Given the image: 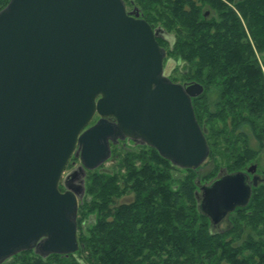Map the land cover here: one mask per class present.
<instances>
[{"label": "water", "instance_id": "1", "mask_svg": "<svg viewBox=\"0 0 264 264\" xmlns=\"http://www.w3.org/2000/svg\"><path fill=\"white\" fill-rule=\"evenodd\" d=\"M168 36L124 0H10L0 10V263L27 250L78 251L87 171L120 140L184 169L207 160L192 102L205 87L170 78L158 40ZM72 156L80 163L64 174ZM257 169L200 185L199 209L212 224L249 204L264 183Z\"/></svg>", "mask_w": 264, "mask_h": 264}, {"label": "trees", "instance_id": "2", "mask_svg": "<svg viewBox=\"0 0 264 264\" xmlns=\"http://www.w3.org/2000/svg\"><path fill=\"white\" fill-rule=\"evenodd\" d=\"M9 1L0 0V10ZM124 1L174 35L171 46L159 41L166 57L183 63L171 79L205 87L192 102L210 146L206 168H180L133 140L112 144V169L87 171L78 251L43 257L27 250L0 264H264V183L230 214L223 232L213 229L196 194L220 172L256 162L250 135L264 146V0H227L230 6L225 0ZM164 5L167 20L158 22ZM210 89L214 101L207 98ZM242 220L255 231L234 245V232H244Z\"/></svg>", "mask_w": 264, "mask_h": 264}, {"label": "rangeland", "instance_id": "3", "mask_svg": "<svg viewBox=\"0 0 264 264\" xmlns=\"http://www.w3.org/2000/svg\"><path fill=\"white\" fill-rule=\"evenodd\" d=\"M226 3L230 6L232 5L230 2H228L227 0H225ZM165 7V8H164ZM164 7H158V10H160V14L159 16L156 18L154 17V20H158V22L160 20H167L166 19V16L165 14L167 12H169L170 8L167 6V5H164ZM206 10V8L204 9ZM216 15V13H215ZM173 20H177V19H173ZM161 22V21H160ZM165 46H167V44H165ZM167 60H171L169 59V57H166L165 58V62H167ZM185 70V69H184ZM180 72H183V63L181 65H178L175 67V69L173 70V72L171 71V74H176V75H179ZM171 78V76H170ZM176 82H183V80L181 81H176ZM188 82V81H187ZM205 92V90H204ZM203 94V93H202ZM207 96V95H206ZM208 96L207 97L208 99H210L211 101H214L213 99L216 98V92L212 89L208 90ZM99 118L98 116H95L92 123H94L95 121H97ZM250 139H251V144L252 146L255 148V150L258 152V156H257V159H256V162H253V163H257L258 164V173L259 174H262L264 176V146L263 147H260V145L258 144L257 140L255 139L254 136L250 135L249 136ZM126 140V139H125ZM120 141H124V140H120ZM127 141V140H126ZM112 150V148H111ZM116 156L118 157V153L116 154ZM115 157V155L113 156ZM112 153H111V156L110 158L105 162L103 163L99 168L101 169H105V170H111L112 169V164H113V161H112ZM80 163V159L78 157H75V156H72L71 160L69 161L68 163V166L66 168V171L64 174H66L67 172H69L70 170H72L73 168L77 167V165ZM205 163V162H204ZM204 163L201 165V171H203L206 167H204ZM184 169V168H183ZM86 178V177H85ZM205 184V183H204ZM61 188L64 190V186L63 184L61 183ZM199 188H197L198 190ZM84 198V197H83ZM82 198V199H83ZM131 198L130 195H128L127 197H125V200H129ZM81 199V200H82ZM243 221V224H245L244 226V232L240 233L239 231L237 232H234L233 234V239H234V245H243L244 242L246 241V239L248 238L247 237V234H249L250 231H255L254 229H252L251 227H248L247 225V222L245 223L244 220ZM247 225V226H246ZM229 226V222L228 220H226L225 222H223L219 227L217 228H213L214 230L218 231V232H223L225 231ZM239 235V236H238ZM223 263L222 264H228L226 261H222Z\"/></svg>", "mask_w": 264, "mask_h": 264}, {"label": "flooded vegetation", "instance_id": "4", "mask_svg": "<svg viewBox=\"0 0 264 264\" xmlns=\"http://www.w3.org/2000/svg\"><path fill=\"white\" fill-rule=\"evenodd\" d=\"M126 4V3H125ZM126 9H127V12L129 13V14H131V15H133V16H136V17H140V18H143V19H145L143 16H142V13L140 12V8L136 5V4H131V5H127L126 4ZM204 15L206 16V17H208L209 15H210V11H206L205 13H204ZM155 28V27H154ZM168 34H169V36L167 37V38H164V37H159L158 38V40L160 41H162L164 44H168V45H172L173 44V42H174V35L172 34V33H169L168 32ZM166 56H167V54H166ZM166 58V57H165ZM169 61H172L171 62V65H170V76H171V71L173 72V70L175 69V67L177 66V64H176V62L175 61H173V60H169ZM168 60H167V62H165L164 64H165V66H167V64H168V62H169ZM176 82V81H175ZM179 83H181V84H183V82H179ZM184 83H190V82H184ZM96 116H98V115H96ZM98 118H99V116H98ZM96 122V121H95ZM127 141H129V139H126ZM131 141V140H130ZM120 142V141H119ZM134 142V141H133ZM257 172H258V169H257ZM226 220H228V218H226V219H224L223 221H222V223L223 222H225ZM222 223H219V224H216V225H214V224H212V227L215 229V228H217V227H219Z\"/></svg>", "mask_w": 264, "mask_h": 264}]
</instances>
